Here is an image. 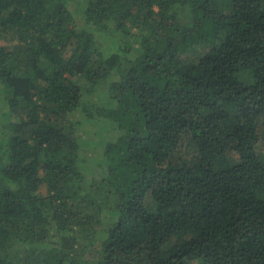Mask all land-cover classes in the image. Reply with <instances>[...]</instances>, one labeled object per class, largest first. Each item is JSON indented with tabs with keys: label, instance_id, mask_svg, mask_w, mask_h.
Segmentation results:
<instances>
[{
	"label": "trees",
	"instance_id": "1",
	"mask_svg": "<svg viewBox=\"0 0 264 264\" xmlns=\"http://www.w3.org/2000/svg\"><path fill=\"white\" fill-rule=\"evenodd\" d=\"M0 264H264V0H0Z\"/></svg>",
	"mask_w": 264,
	"mask_h": 264
},
{
	"label": "rangeland",
	"instance_id": "2",
	"mask_svg": "<svg viewBox=\"0 0 264 264\" xmlns=\"http://www.w3.org/2000/svg\"><path fill=\"white\" fill-rule=\"evenodd\" d=\"M86 98L91 99L96 102H100L102 96L98 94H92L88 95V92L85 93ZM88 123V121H85ZM113 124L109 121H107V124L105 121H100L98 124L96 122L93 123H88L84 125H79V128H77V133L83 135L84 137L93 139V142L88 144L86 146V153L87 156L89 157H96V156H101L103 152V141L104 140H114L118 136V132L113 129ZM92 166V174L97 176L96 173V167L94 162L90 164Z\"/></svg>",
	"mask_w": 264,
	"mask_h": 264
}]
</instances>
